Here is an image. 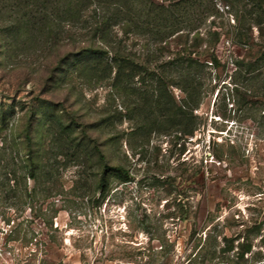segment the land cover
I'll return each mask as SVG.
<instances>
[{"label": "rangeland", "instance_id": "374dc122", "mask_svg": "<svg viewBox=\"0 0 264 264\" xmlns=\"http://www.w3.org/2000/svg\"><path fill=\"white\" fill-rule=\"evenodd\" d=\"M214 1L219 13L200 27L222 32L221 65L205 68L209 94L189 136L140 126L141 94L156 97L160 81L115 86L55 69L77 58L81 24H67L56 44L40 37L11 50L2 31L11 1L0 0V264H158L163 243L171 264H262L253 253L264 252V62L250 74H236L235 62L259 58L264 40L256 26L250 47L229 40L237 19L255 17L254 0ZM123 38L125 53L156 73L179 49ZM163 82L179 103L176 81ZM58 120L72 126V141ZM82 128L129 181L111 177L100 191L102 160ZM241 244L252 253L241 257Z\"/></svg>", "mask_w": 264, "mask_h": 264}, {"label": "trees", "instance_id": "16d2710c", "mask_svg": "<svg viewBox=\"0 0 264 264\" xmlns=\"http://www.w3.org/2000/svg\"><path fill=\"white\" fill-rule=\"evenodd\" d=\"M9 1H11L9 16L12 19L2 31L5 38L9 39L7 42L11 50L20 43L24 45L26 41L37 40L40 37L45 39V43L51 40L56 44L63 39L61 34L67 24H81L86 38L77 48L78 52L75 54L77 58L69 63H64V59H61L55 69L67 74L72 68L78 76H85L92 81L103 79L115 81L117 83L115 86L122 81H160L156 97L154 94L152 97H144L141 94L143 104L140 113L143 116L140 126L148 125L151 131H160L164 126L177 127L180 129L177 131L184 135H194L198 124L195 111L200 108L205 95L209 94L203 73L206 67L217 69L221 65L216 50L222 32L213 29L212 23L205 31L200 27L208 17L219 13V7L214 0ZM224 1L226 7L233 6L232 1ZM254 1L255 4L251 5L247 13L254 14L255 17L244 19V22L237 19L236 25L233 26L234 31L228 35L234 47H250L254 44V26L259 30V37L264 40V0ZM130 33L155 39L159 49H166L170 42L174 41L179 49L168 62V71L164 68L156 73L125 53L123 37H128ZM0 39L4 40L1 35ZM262 62L264 50L254 61L245 63L243 60H237L235 72L238 74L241 68H245V72L250 74L256 71ZM163 81H176L174 85L184 94L179 103L169 93L167 83ZM231 84L234 85L232 90L237 91L235 81ZM57 124L65 142L72 141L70 137L73 132L72 126L64 125L59 120ZM81 133L85 138L92 140L93 147L102 160L98 183L102 193L108 189L111 177L124 182L130 180L128 172L123 167L112 166L104 161L101 147L88 131L82 128ZM27 166L31 168L32 161ZM31 174L34 178L33 173ZM260 246L264 248V235L260 238ZM241 247V257L246 253H252L251 245L241 244ZM168 249L163 243L160 249L153 252L161 257L158 258V264H171L167 255ZM253 254L254 260H260L264 264V252L259 250Z\"/></svg>", "mask_w": 264, "mask_h": 264}]
</instances>
